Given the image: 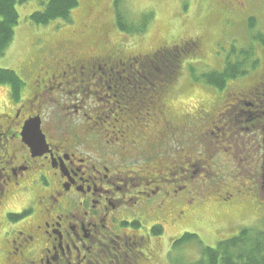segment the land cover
Instances as JSON below:
<instances>
[{
	"label": "flooded vegetation",
	"instance_id": "flooded-vegetation-1",
	"mask_svg": "<svg viewBox=\"0 0 264 264\" xmlns=\"http://www.w3.org/2000/svg\"><path fill=\"white\" fill-rule=\"evenodd\" d=\"M70 39L33 53L29 81L1 103L0 264H159L203 206L264 192V60L246 86L182 111L183 71L151 61L165 59L158 45L78 50ZM36 114L40 153L21 133ZM234 159L246 180L223 188Z\"/></svg>",
	"mask_w": 264,
	"mask_h": 264
},
{
	"label": "rangeland",
	"instance_id": "rangeland-1",
	"mask_svg": "<svg viewBox=\"0 0 264 264\" xmlns=\"http://www.w3.org/2000/svg\"><path fill=\"white\" fill-rule=\"evenodd\" d=\"M112 2L113 0H78V5L71 10L69 21L58 18L51 19L46 24L34 23L29 19V13L40 7L38 0L17 3L18 23L14 27L12 41L4 53L0 54V66L14 69L25 82H28L30 75L28 68H34L38 64L37 60L31 59L33 53L36 55L43 51L50 40L67 37H71L70 41H74V46L78 50L101 51L104 47L121 45L127 50L142 52L162 44V40L171 44L190 39L189 36L194 35L200 38V44L194 51L198 52V57L192 61L196 63L199 71L220 69L225 56L232 48L237 51L252 45L259 54L262 52V56L264 55V50L259 51L261 43L252 36L255 30L264 32V0L255 2L247 0L246 7L240 12L228 15L213 11L215 7L207 1L201 6L203 10H198L195 0H120L119 10L125 28H120L116 24ZM178 9L188 12L187 16L178 14ZM141 13L145 15L139 20ZM248 16L255 18L252 29L247 24ZM134 25H143V29L133 30ZM178 50L184 51V48L179 46ZM187 58L185 57L181 64L182 69L186 68V65L188 67L190 61ZM23 64H26V68L22 66ZM182 71L178 91L180 92L178 106L182 111L198 110L199 102L206 104L214 93L219 92L201 81L202 79L191 78L187 69ZM253 78L249 75L246 78L232 79L225 90L228 92L230 89L228 92L230 94L232 88L244 87ZM8 99L10 96L7 87L0 85V107ZM229 99L231 98L228 97ZM216 160H221L220 156L213 159ZM237 164L238 161L234 159L228 161L225 166L221 173L223 188L229 183L238 184L239 181L246 180V175L240 172ZM262 193L264 192L258 194ZM258 194L252 196L245 194L239 201L220 199L213 206H203L194 220L190 219L181 224V231L195 232L204 244H214L221 237L234 233L243 225H261L264 217V199L261 197L264 196L260 197ZM12 211H17V208H12ZM173 230L171 226H166L165 236L171 234ZM194 240L196 239L192 238L181 242L175 253L171 250L169 258L159 259V264H174L172 258L176 255L180 264H188L197 258L200 250L197 240Z\"/></svg>",
	"mask_w": 264,
	"mask_h": 264
},
{
	"label": "trees",
	"instance_id": "trees-1",
	"mask_svg": "<svg viewBox=\"0 0 264 264\" xmlns=\"http://www.w3.org/2000/svg\"><path fill=\"white\" fill-rule=\"evenodd\" d=\"M24 1L26 0H0V54L4 53L6 47L13 39L14 27L18 23L16 5L17 3ZM119 1L120 0H113L112 2L115 12V21L120 28H125L124 20L120 14L121 11L119 10ZM38 2L40 7L29 13V19L34 23L45 24L51 19L58 18L69 21L71 10L78 5V0H38ZM216 2L217 0H213V4H216ZM216 5L220 9V12L226 15L234 14L242 10L240 8L229 13V10L225 7H221L218 4ZM201 6V3L197 6L199 8L198 10H203L201 9ZM242 8L245 7L242 6ZM144 15L140 16L139 20ZM247 24L251 29L253 28L255 24L254 16H248ZM132 29L142 30L143 25H134V27L132 26ZM252 36L254 37V40H257L262 45L259 47V51L264 50V32L255 30ZM192 39L193 38H190L188 41L187 45L189 48L184 46V51L176 50L174 48L168 49L169 47H173V45H167L165 41L162 40V44L156 46L158 49L162 50L165 59H160V55L156 58L150 55L151 61L155 63L165 62L169 65L170 69H180L184 58H190V62L188 63V67L186 65V69L188 70V73L191 74V78L193 77L197 80L202 79L201 81L204 83L219 90L218 93H214L211 96L212 98L226 95L228 92H226L225 89L232 79L245 75H252L255 78V74L260 68L261 61L264 60L262 52L260 55L256 50V47L254 48L252 45L244 49L241 48L237 51L232 48L225 56L223 65L220 69L211 68L199 71L196 67V63L192 61L193 58L198 57V52H194L197 46ZM190 54L192 55L189 56ZM232 55H234L233 59ZM0 84L8 86L10 94L17 96L19 94V89L23 86L24 82L14 69L0 66ZM14 215L17 214L10 213L11 217ZM192 238L197 240L194 241L198 243L200 253L197 258L188 262V264H264V217L262 218L261 225H243L234 233L221 237L214 244H204L195 232L184 231L179 237L172 253L176 251L181 242ZM172 261L174 264H180V261L176 256L172 258Z\"/></svg>",
	"mask_w": 264,
	"mask_h": 264
},
{
	"label": "water",
	"instance_id": "water-1",
	"mask_svg": "<svg viewBox=\"0 0 264 264\" xmlns=\"http://www.w3.org/2000/svg\"><path fill=\"white\" fill-rule=\"evenodd\" d=\"M24 141L31 147L33 153H40L44 146V137L39 125V116H33L25 121L22 131ZM264 165V160H263Z\"/></svg>",
	"mask_w": 264,
	"mask_h": 264
}]
</instances>
